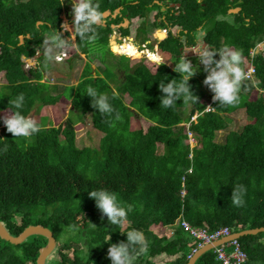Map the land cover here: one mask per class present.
Wrapping results in <instances>:
<instances>
[{"label":"trees","instance_id":"obj_1","mask_svg":"<svg viewBox=\"0 0 264 264\" xmlns=\"http://www.w3.org/2000/svg\"><path fill=\"white\" fill-rule=\"evenodd\" d=\"M93 2L102 14L108 12L102 16L105 22L94 25L85 38L73 39L62 29L67 23L63 13L71 16L68 0H0V117L14 111L12 101L20 94L25 97V116L35 105L55 104L62 96L72 104L64 121L50 127L37 122L41 130L30 138L12 137L0 120V222L14 236L29 225L50 229L56 247L45 264H110L108 235L110 243L125 241L121 231L131 228L141 231L148 245L134 253V264H187L201 240L182 222L208 233L223 227L236 233L264 226V0ZM124 19L127 26L120 25ZM137 20L132 34L130 25ZM149 25L167 29V35L156 31V37L163 38L158 50L165 61L159 67L132 54L124 61V55L109 47L114 30L121 37L131 33L135 43L149 40ZM57 31L64 45L76 52H96L97 59L102 54L98 66L102 73L95 70L94 76L87 62L77 84L58 92L57 84L43 81L49 68L45 54L25 69L23 57L48 48ZM200 42L217 51L229 47L241 52L240 67L250 75L242 81L238 102L212 101L205 111L204 99L213 94L206 93L203 65L192 56L187 59L199 69L189 80L196 103L178 99L173 107L163 108L159 82L180 83L175 64L186 48ZM110 44L113 49L118 44L114 36ZM116 70L123 76L118 77ZM113 79L118 81L115 89L109 83ZM90 87L109 96L111 114L93 109L85 95ZM51 90L57 93L52 95ZM237 110L248 121L217 141V132L228 127V114ZM72 113L90 114L92 126L101 133L98 146L77 144ZM139 118L150 124L134 127ZM190 133L198 139L194 147L189 144ZM239 186L246 193L243 205L237 207L231 192ZM100 188L115 192L121 206H131L121 225L101 218L88 196L89 190ZM151 226L168 232L158 234ZM63 234L67 236L60 239ZM238 242L246 254L242 264H264V232L241 236ZM46 243L40 234L19 244L0 238V264H36ZM216 255L214 248L209 249L194 264H221Z\"/></svg>","mask_w":264,"mask_h":264},{"label":"clouds","instance_id":"obj_2","mask_svg":"<svg viewBox=\"0 0 264 264\" xmlns=\"http://www.w3.org/2000/svg\"><path fill=\"white\" fill-rule=\"evenodd\" d=\"M68 2L71 5L72 25L74 26V30H70L67 23L62 25V29L64 31H69L73 39L77 36L83 39L88 33L94 31L93 26L102 20V13L98 10V6L93 0H68ZM161 30L165 31L167 34L165 28ZM110 40L109 38V41ZM65 42L66 41L61 38V34L57 31V38L54 41L48 42V57L50 60L54 58V55L59 59L65 55L64 52L68 51V49L59 50L57 54H54L55 50L63 47ZM108 44L109 47L112 48V46H110L111 44ZM196 53L199 64L203 65V71L206 73L203 84L206 85L213 94V101L221 105H234L237 103L242 81L247 79L250 75V73H245L240 67L241 52L229 47H224L219 51L210 47H202ZM35 56L36 58H34ZM217 56L218 58H216ZM37 57L38 53L32 58L36 60ZM164 63L165 61L162 60L157 61L158 67ZM174 71L182 76L180 83L168 80L167 83L159 82L158 84L159 91L162 93L159 105H162L165 109L176 105L178 99H182V103H196L197 101V97L192 91L189 80L197 75L199 71L198 67L194 66L190 60L183 56L180 63L175 64ZM85 95L90 97L91 106L101 115L111 114L114 111L108 95L98 94V92L91 87L87 89ZM24 103V95H18L15 100L12 101V108L14 111H11V114L7 117H0L6 131L11 133L12 137L30 138L41 130L38 123L31 116L22 114ZM245 193L246 189L243 186L233 189L231 192L232 203L237 207L242 206ZM88 196L94 200L96 208L101 213V218L106 217L107 222L112 225H121L127 220L128 214L132 210L131 206H121L117 202L116 193L106 188L89 190ZM93 227L96 226L93 225ZM121 232L126 236L125 241L110 243V235H108L105 241L109 242L107 258L110 264H134V253H136L137 250H146L148 246L147 241L143 233L137 229L131 228Z\"/></svg>","mask_w":264,"mask_h":264},{"label":"rangeland","instance_id":"obj_3","mask_svg":"<svg viewBox=\"0 0 264 264\" xmlns=\"http://www.w3.org/2000/svg\"><path fill=\"white\" fill-rule=\"evenodd\" d=\"M165 7H163L161 10L165 11ZM236 12L237 10H233ZM119 12V11H118ZM118 12H114L112 16H115ZM155 11L152 12L149 16V21H152L153 15ZM66 13H63V17L67 18L66 22L69 26L70 30H74L72 23V15L70 17H67ZM108 15L103 16L106 18ZM104 18L100 22H105ZM139 20L134 21L132 25H130V29H132V34L135 32V26L139 24ZM129 24L128 22H123L120 25L127 26ZM114 27V26H113ZM147 35L149 37V40L142 42V43H136L134 42L133 38L131 37V33L128 36L121 37L119 32L117 30L113 31L112 36L115 37L116 42L118 43L115 47V53H119L124 55L122 59L124 61H127L129 56H137L142 58H145L151 62L157 63L158 60L163 61V56L158 50V42L162 39H159L156 37V31L158 29L163 28H151L150 25L148 26ZM167 30V29H166ZM201 33H197V36L200 37ZM167 35V34H166ZM110 37V39H111ZM197 37V38H198ZM199 41V39H198ZM110 43V41H109ZM112 46V45H110ZM152 46V47H151ZM157 46V47H156ZM202 42L197 43V45L194 48H186L184 50L183 56L186 58L197 56V53L202 47H205ZM156 47V48H155ZM259 49L263 47V44H259L257 46ZM68 49V51H65V55L62 56L61 59L54 55L53 59H49L48 57V48L44 46L43 51L38 52V57L41 55H46L48 57V60L46 61V64L49 65L48 71L45 72L43 81H48L51 84H57L58 86V92H60L63 87L67 85H74L77 84L78 79L80 77V74L82 70L84 69L87 62H90L92 67V74L95 76V72L102 73L101 69L98 68L99 65L102 66L100 62V58H102V54L100 55L99 59H97V53L91 52L90 55H86L82 52H76L75 49L72 46L64 45L61 49ZM112 49V48H111ZM113 50V49H112ZM58 52L59 50L56 49ZM54 52V54H57V52ZM117 51V52H116ZM153 52V53H152ZM63 53V54H64ZM96 53V54H95ZM132 54V55H131ZM150 54L157 56L158 60H152L150 58ZM70 58V59H69ZM28 58L24 57V68L28 69L30 66L36 63V60L31 57L30 62L27 60ZM132 61V60H130ZM169 64V62H168ZM171 64V63H170ZM100 69V70H99ZM96 70V71H95ZM118 73V77H122L123 74L121 71L116 70ZM117 80L113 79L110 80L111 87L115 89ZM205 91L209 95L211 91L208 89V87L205 85ZM57 92L51 90V94L55 95ZM207 99V98H206ZM206 108L205 111H209L211 109V102L213 101L212 97L209 98V100H206ZM72 109V104L70 103V99L65 98L62 96L55 104L51 105H35L33 109L31 110L30 114L28 116H31L36 122H40L41 125L50 127V126H57L59 125L64 119L69 116V111ZM207 109V110H206ZM6 113V112H4ZM73 117L75 118V130H76V141L77 144L80 146L84 145H92V146H98L101 133H99L91 123V116L89 113L84 115H77L76 113H72ZM9 115V114H8ZM7 115V116H8ZM6 116V117H7ZM228 121V127L225 130H220L217 132L216 140L217 141H223L225 138L226 133L228 130H240L243 125L248 121V117L245 116V113L242 110H237L235 112H231L227 116ZM136 119L132 118V122H134ZM150 123L143 119L139 118V120L133 124L134 127H142L146 128ZM189 144L190 147H194L198 145V139L195 138L191 133L189 134ZM161 150V148H160ZM52 208V207H51ZM151 230L158 233V234H167L168 230H166L165 227H158V226H151ZM67 236V234L65 235ZM64 234L60 236V239H65ZM221 244V243H220ZM219 244V245H220ZM75 246L80 247L79 244H75Z\"/></svg>","mask_w":264,"mask_h":264},{"label":"water","instance_id":"obj_4","mask_svg":"<svg viewBox=\"0 0 264 264\" xmlns=\"http://www.w3.org/2000/svg\"><path fill=\"white\" fill-rule=\"evenodd\" d=\"M120 8H117L115 11L118 12ZM238 10V9H235ZM108 15V12H105L102 14V16ZM124 22H128L127 19H124ZM22 38V37H21ZM111 41V40H110ZM113 49V47H112ZM115 52V50L113 49ZM117 52V51H116ZM36 58V56L34 57ZM28 62H30V59H27ZM260 232H264V226L258 227V228H252V229H245L236 233H233L232 236L235 238H239L244 235L248 234H258ZM33 234H40L43 235L47 238V243L46 245L41 249L40 254L37 258L36 264H45L46 258L52 253L54 248L56 247V239L54 238L52 232L50 229L41 226V225H29L27 226L21 234L14 236L12 235L0 222V238L12 243V244H19L23 242L27 237L33 235ZM227 238L225 239H220L219 241H214L212 243L204 244L200 248H198L192 256L189 258V261L187 264H194L197 258L203 254L205 251L212 249L214 246L217 244H220L224 242Z\"/></svg>","mask_w":264,"mask_h":264},{"label":"built area","instance_id":"obj_5","mask_svg":"<svg viewBox=\"0 0 264 264\" xmlns=\"http://www.w3.org/2000/svg\"><path fill=\"white\" fill-rule=\"evenodd\" d=\"M249 72H252V68L249 69ZM196 116L197 113L191 119L195 120ZM182 225L187 230H189L194 237L201 240L199 248L204 244L227 238L220 245L217 244L213 247L217 254L216 257L221 262V264H242L246 261V254L240 248L238 238L233 237L232 233L227 227H223L214 232L208 233L205 229H196L194 227H189L186 222H182ZM195 251L196 250H194V252Z\"/></svg>","mask_w":264,"mask_h":264},{"label":"bare ground","instance_id":"obj_6","mask_svg":"<svg viewBox=\"0 0 264 264\" xmlns=\"http://www.w3.org/2000/svg\"><path fill=\"white\" fill-rule=\"evenodd\" d=\"M153 57H157V56L150 54V58H153Z\"/></svg>","mask_w":264,"mask_h":264},{"label":"crops","instance_id":"obj_7","mask_svg":"<svg viewBox=\"0 0 264 264\" xmlns=\"http://www.w3.org/2000/svg\"><path fill=\"white\" fill-rule=\"evenodd\" d=\"M38 23H40V21H39ZM132 38H133V37H132ZM156 47H157V46H156ZM156 47H155V48H156Z\"/></svg>","mask_w":264,"mask_h":264}]
</instances>
